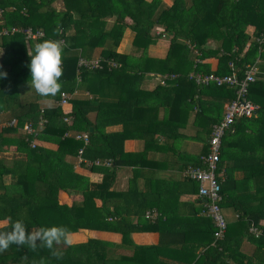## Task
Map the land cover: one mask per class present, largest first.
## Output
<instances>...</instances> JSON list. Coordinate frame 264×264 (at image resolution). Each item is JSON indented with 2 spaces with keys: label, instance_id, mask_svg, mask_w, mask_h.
Returning a JSON list of instances; mask_svg holds the SVG:
<instances>
[{
  "label": "trees",
  "instance_id": "trees-1",
  "mask_svg": "<svg viewBox=\"0 0 264 264\" xmlns=\"http://www.w3.org/2000/svg\"><path fill=\"white\" fill-rule=\"evenodd\" d=\"M53 3L60 4V9ZM0 11V26L38 29L44 35L30 42L29 49L19 33L0 38V71L8 74L0 79V154L11 152L8 158L0 156V222H5L0 230H10L11 223L23 220L29 231L63 226L71 233L90 230L120 235L118 244L87 239L58 246L62 259L46 248L32 252L27 246L13 245L0 253V264H38L41 259L45 264H264V225H259L264 221V135H260L264 44L260 52L253 41L264 30V0H171L170 6L161 0H0ZM107 20H111L108 28ZM248 26L253 28L249 36ZM158 27L168 36L169 45L164 57L153 58L146 50L161 36L153 34ZM126 29L132 33L130 44L137 57L116 52ZM46 40H63L60 93H84L71 96L67 113L55 105L60 93L41 97L30 87L28 50ZM188 45L199 53V60L217 59L216 75L230 74L229 63L238 78L245 65L256 63L257 67L247 93L258 107L256 116L235 119L233 132L220 140L216 171L223 173L224 180L219 206L232 210L235 219L226 222L222 240L215 243L213 223L199 214L201 208L188 213L178 208L179 196L196 197L193 180L148 176L143 189L137 186L139 170L164 168L162 163L145 162L149 151L170 152L179 172L200 167L210 128L221 119L222 105L233 98V90L225 86L198 87L187 79L191 71L209 73L208 65L193 63ZM95 49H100L98 56L93 55ZM79 58H99L102 68L76 70ZM109 60L118 66L110 68L105 64ZM149 74L177 77L146 91L140 84ZM42 100L54 102L53 107L41 105ZM190 112H194V132L189 140L202 143L198 155L179 152L175 146L186 138L181 130L187 128ZM3 116L8 119L2 123ZM11 120L15 125L7 126ZM40 120L45 122L38 126ZM25 123L37 133L22 134ZM112 124H121V131L106 133L104 129ZM157 126L170 131H156ZM66 132L88 134L82 159L111 160L109 168H88L101 175L100 182L74 172L66 161L82 148L80 141L64 136ZM155 136H161L164 144L159 145ZM32 140L34 147L29 146ZM125 140H140L143 148L125 153ZM123 167L132 169L131 178L127 189L117 192L115 180ZM236 172L241 173L239 179L234 178ZM60 194L78 200L67 204ZM196 203L202 201L196 198ZM147 211L156 216L145 217ZM250 226L260 231L257 238L248 232ZM133 233H156L157 243L135 245L130 239ZM244 239L255 242L250 256L240 252Z\"/></svg>",
  "mask_w": 264,
  "mask_h": 264
},
{
  "label": "built area",
  "instance_id": "built-area-1",
  "mask_svg": "<svg viewBox=\"0 0 264 264\" xmlns=\"http://www.w3.org/2000/svg\"><path fill=\"white\" fill-rule=\"evenodd\" d=\"M0 11V15H1ZM160 32V31H159ZM15 33H19L24 38L25 46L32 42L34 43L37 39H41L44 35L41 30H32L31 28H15V27H3L0 26V38L11 36ZM161 33V32H160ZM62 41L63 40H59ZM254 43L258 46V51H262L261 46L264 44V30L257 36L253 38ZM248 43L245 45L243 52L248 48ZM28 48V47H27ZM188 49L191 52L192 60L194 64H200L197 58L199 53L191 45H188ZM222 53V52H221ZM202 62V61H201ZM257 62V61H256ZM103 60L99 58H94L89 61L79 58L77 60V69H101ZM105 64L110 68H116L118 65L113 61H105ZM231 71L228 75H216L214 70L209 69V73L203 74L200 72H189L187 74V79L191 80L198 87L205 86H216V87H227L233 90V98L222 105V116L221 119L213 124L210 128L209 138L206 142L207 153L200 156V167H187L181 172V177L189 180H193L197 184L196 197L202 201V208L200 215L208 217L213 223L214 231L212 233L213 243L221 241L226 230V220L223 214V210L220 208L219 204L221 202L220 195V182L224 180L222 172H217V162L219 159V146L222 136L228 132H233V124L237 118H250L255 117L258 107L251 103L247 98L248 87L250 84L254 83L257 74L256 63L251 65H245L242 71V77L238 78L236 72L233 69L231 63L228 64ZM177 75H162L158 78V83L163 84L165 80H170L176 78ZM77 76V80H78ZM70 97L64 93L59 94V99L55 103L59 106L64 113L69 111L63 108L69 105ZM65 123L69 122V118H63ZM45 121L40 120L37 125H43ZM15 120H11L7 123V126H14ZM37 129H34L30 124L25 123L20 132L24 135H35ZM66 137H72L76 141H80L82 148L77 151L76 159L77 165L84 164L86 168L90 167H103L109 168L112 164L109 159H95L92 161H87L81 158V152L84 146L89 142V137L86 132H66L64 134ZM30 147H34V141H30ZM156 214L151 212H145V217L154 218ZM248 232L252 234L254 238H257L260 231L253 226H250Z\"/></svg>",
  "mask_w": 264,
  "mask_h": 264
},
{
  "label": "crops",
  "instance_id": "crops-1",
  "mask_svg": "<svg viewBox=\"0 0 264 264\" xmlns=\"http://www.w3.org/2000/svg\"><path fill=\"white\" fill-rule=\"evenodd\" d=\"M162 3H164L166 6L171 5V0H161ZM127 23H129V20H126ZM158 30V31H157ZM161 30L160 27L158 29L153 30L154 35H161L158 39H156L155 43L153 45H149L146 53L147 56L153 57V58H162L160 56H165L169 42L167 40V43L165 45H161L160 53H157L155 48L157 46L155 45L158 43L157 41L164 38L168 37L165 33H160L159 31ZM245 33L249 36L252 35L253 33V28L248 26L245 29ZM132 33L126 29L123 33L122 39L120 41L121 44L127 43L130 39ZM132 39V38H131ZM249 42V41H248ZM247 42V43H248ZM119 43L116 52L117 53H124L127 55H134L137 57L138 54L133 53V50L131 48V41L129 44H127V47H124V45H121ZM153 50V51H152ZM155 50V51H154ZM100 49H95L93 55L98 56L99 55ZM264 52V50H263ZM165 53V54H164ZM164 54V55H163ZM200 64H205L208 65L210 70H215L217 68V59L216 58H207L203 60H199ZM202 61V62H201ZM261 63H264V60H262ZM159 75H151L149 74L148 76H145L140 84V87L146 91H151L154 89V87L158 83V78ZM84 93L82 91H75L71 96L76 97L83 95ZM71 96L70 99H71ZM40 104L49 108L53 107L54 102L49 101V100H42L40 101ZM66 111L70 112V104L67 105L66 107L63 108ZM161 115V113H160ZM90 118L93 117L91 114L89 116ZM193 117H194V112H190L187 116V128L185 130H181L182 134L186 136L185 139L180 140L178 143L175 144L176 149L179 150V152L187 153L190 155H198L200 152V149L202 147V143L200 142H195L192 139L189 140L190 137L193 136V128H192V122H193ZM119 123V121H118ZM261 132L260 135H264L263 129H264V117L261 120ZM121 124H112L104 129L106 133H112V132H120L121 131ZM162 130L164 133H169L170 130L164 127H156V131ZM157 137L156 139L158 140L159 145H163L165 140L161 136H155ZM264 140V136L262 138ZM252 138L250 139V141ZM143 148L142 142L140 140H125L122 144V150L125 153H137L141 151ZM264 152V150H263ZM172 154L169 153H162L159 151H149L145 157V162L146 163H162L164 165L163 170H150L149 168H143L139 170V177L137 178V186L139 189H143L146 177L151 176L152 178H156L159 180H169V181H176V180H181V171H177L175 167V160L171 156ZM66 161H68L72 167L74 172L85 176L89 179L91 182H100L101 180V175L99 173H91L88 168L85 167L84 164H77V159L76 157H67ZM178 166V165H177ZM131 171L132 169L130 167H123L120 168V170L117 173V177L115 180V185H114V190L117 192H122L127 189V183L128 180L131 178ZM150 177V178H151ZM241 177L240 172H236L234 174L235 179H239ZM61 197H65L67 201L65 203L69 204L71 200H78V197H68L65 194H60ZM196 198L195 196H190V195H182L179 196L178 198V208L184 212H190L193 208L199 209L202 208V205L199 203H196ZM201 201V200H200ZM196 204H195V203ZM223 214L225 217L226 222H231L235 219V214L232 210L229 209H223ZM259 225L263 226L264 221L260 220ZM87 239H97L101 241H106V242H112L115 244H118L120 242V235L117 233H111V232H96V231H90V230H79L75 233H72V240L73 243L72 245L76 244H82L87 241ZM130 239L133 244L139 245V246H149V245H155L158 240V235L156 233H133L130 235ZM254 245L255 242L251 240L244 239L241 242L240 246V252L245 254L246 256H250L254 252Z\"/></svg>",
  "mask_w": 264,
  "mask_h": 264
},
{
  "label": "clouds",
  "instance_id": "clouds-1",
  "mask_svg": "<svg viewBox=\"0 0 264 264\" xmlns=\"http://www.w3.org/2000/svg\"><path fill=\"white\" fill-rule=\"evenodd\" d=\"M59 32V27L56 30ZM63 43L59 40H46L37 43L32 51L28 50L30 57L31 89L41 97H55L61 92L60 80L63 76L62 68ZM3 66L0 65V68ZM7 72L0 71V79H6ZM11 221V217L8 218ZM72 233L63 226L40 227L28 230L23 220L11 223L10 230H0V253L9 250L13 245L27 246L32 252L38 248L50 250L56 259L63 258V252L58 246H71ZM32 264H37L33 261ZM38 264H45L41 259Z\"/></svg>",
  "mask_w": 264,
  "mask_h": 264
},
{
  "label": "rangeland",
  "instance_id": "rangeland-1",
  "mask_svg": "<svg viewBox=\"0 0 264 264\" xmlns=\"http://www.w3.org/2000/svg\"><path fill=\"white\" fill-rule=\"evenodd\" d=\"M55 9H60V7H61V5L60 4H57V3H53V5H52ZM111 25V20H107V22H106V28H108L109 26ZM158 31V30H157ZM132 35V34H131ZM131 38H132V36L130 37V39H128L129 41H127V43H125V45L124 44H121V45H124V47H127L128 45L127 44H129L130 43V41H131ZM169 38L167 37H164V38H162V39H160V40H158L157 42L158 43H156L155 45L157 46V48H155V50L157 51V53H160V49H161V45L163 46V45H165V43H167V40H168ZM27 47H28V49H29V47H30V45L28 44L27 45ZM154 50V51H155ZM153 51V50H152ZM161 54V53H160ZM165 54V53H164ZM163 54V55H164ZM1 56H2V51L0 50V58H1ZM160 57H163V56H160ZM22 88V87H21ZM4 118H5V120H4ZM7 116H3V118H1V120H2V123L3 122H5V121H7ZM4 153H2V154H0V156H5V157H7L8 158V154H10L11 152H7V151H3ZM59 198H60V200L61 201H63V202H65V201H67V199L65 198V197H61V196H59ZM5 222H0V225H3ZM85 243V242H84Z\"/></svg>",
  "mask_w": 264,
  "mask_h": 264
},
{
  "label": "water",
  "instance_id": "water-1",
  "mask_svg": "<svg viewBox=\"0 0 264 264\" xmlns=\"http://www.w3.org/2000/svg\"><path fill=\"white\" fill-rule=\"evenodd\" d=\"M89 131H91V129H89Z\"/></svg>",
  "mask_w": 264,
  "mask_h": 264
}]
</instances>
